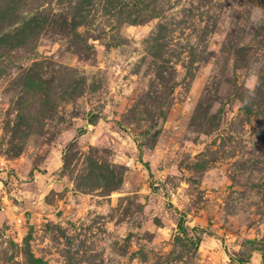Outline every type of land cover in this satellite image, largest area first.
Returning <instances> with one entry per match:
<instances>
[{
    "label": "rangeland",
    "instance_id": "1",
    "mask_svg": "<svg viewBox=\"0 0 264 264\" xmlns=\"http://www.w3.org/2000/svg\"><path fill=\"white\" fill-rule=\"evenodd\" d=\"M0 264H264V0H0Z\"/></svg>",
    "mask_w": 264,
    "mask_h": 264
},
{
    "label": "clouds",
    "instance_id": "2",
    "mask_svg": "<svg viewBox=\"0 0 264 264\" xmlns=\"http://www.w3.org/2000/svg\"><path fill=\"white\" fill-rule=\"evenodd\" d=\"M260 85V79L257 72L249 73L247 80L244 83V89L246 90L245 103L248 102V98L255 95V90Z\"/></svg>",
    "mask_w": 264,
    "mask_h": 264
}]
</instances>
